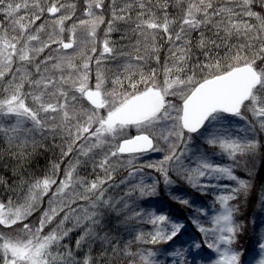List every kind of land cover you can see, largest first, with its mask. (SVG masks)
Here are the masks:
<instances>
[{
  "label": "snow or ice",
  "instance_id": "snow-or-ice-1",
  "mask_svg": "<svg viewBox=\"0 0 264 264\" xmlns=\"http://www.w3.org/2000/svg\"><path fill=\"white\" fill-rule=\"evenodd\" d=\"M256 160L264 167V0H0V168L14 178L0 176V264H159L140 246L171 247L187 222L141 206L159 184L145 168L165 186L175 176L201 195L225 190L210 226L186 189L169 191L194 208L209 264H264V240L251 260L235 247L244 226L231 203L253 186L234 169L251 174Z\"/></svg>",
  "mask_w": 264,
  "mask_h": 264
},
{
  "label": "rangeland",
  "instance_id": "rangeland-1",
  "mask_svg": "<svg viewBox=\"0 0 264 264\" xmlns=\"http://www.w3.org/2000/svg\"><path fill=\"white\" fill-rule=\"evenodd\" d=\"M130 134L135 135L136 134L135 129H131ZM158 158L159 157H157L155 154H150L147 160L142 161V163L152 162ZM216 162L222 165H229L232 163L228 159L226 154H222V155L218 154L216 157ZM242 163H241V167L235 169L236 170L235 174L240 178L247 179L250 173L245 170ZM248 167L252 168V164L250 163V166L248 165ZM258 167H259V163L255 161V167L252 169V173H254L252 175L253 176L252 180L254 181H255L256 172L258 173L257 171ZM123 175L124 174L122 173L121 177H118V179L122 178ZM149 177H152L156 181H159V184L157 186L158 187L157 196L143 198L148 200V204H144L141 206L147 208L148 210H154L156 208H160L163 209L164 211L175 213L183 221L187 222V232L180 237L179 241H177L175 244H172L171 247H169V245L166 244L141 245L140 247L151 249L154 252L159 253L160 256L162 254V257L156 256V259L158 260L159 264H184L183 261H180L179 257H176L171 254L176 250H180L184 253L185 261L187 262V264H193V261L194 264H209L210 255L211 258H214L215 254L212 253V250L206 248V245H204L203 234L197 231L196 226L190 223L189 218L194 215L195 207L203 206L205 209H207V212L205 215L201 216L200 219L205 224V226H210V223L208 222V218L213 214L214 210L218 209L219 207L218 203L215 202V196L217 194L224 193L225 190L223 188H209L205 190L204 195H201L198 192H194L186 184V182L176 178L175 176L173 177L175 184L173 186H165L162 177L160 176L159 173H157L153 169L145 168L144 176H143L144 181L150 183L151 181L148 179ZM215 183L217 182L213 181V184ZM220 183L228 184L229 187L235 186L234 182L228 180H223ZM177 185L180 188L186 189L191 196H194L196 198V204L194 208L184 207L170 198L169 195L170 188H175ZM261 198H264V179L261 182H255L253 188H251L246 195L238 198L236 201L231 202L237 204V206L240 208V212L237 214L238 215L237 222L243 224L244 226V230L238 236L235 247L238 249L247 250L249 253L248 258L250 260L253 255V250H258V244L262 240H264V207L260 205ZM35 219L36 216L33 217V220ZM151 227H152L151 225H147V227L144 230L146 231L151 230ZM0 230H3L2 226H0ZM124 236L128 238L126 240L131 239V237H129L126 234ZM193 239L196 242L201 243L203 247L201 249L195 248L193 246ZM180 241H184L185 243H180ZM239 241H242L241 245ZM197 253H199V255H196ZM252 264H255L254 260L252 261Z\"/></svg>",
  "mask_w": 264,
  "mask_h": 264
},
{
  "label": "trees",
  "instance_id": "trees-1",
  "mask_svg": "<svg viewBox=\"0 0 264 264\" xmlns=\"http://www.w3.org/2000/svg\"><path fill=\"white\" fill-rule=\"evenodd\" d=\"M49 143H51V141H49ZM50 159H53V153L52 152H48L46 155H44V156H41L40 158H39V160H38V164H34L33 165V167H32V170L33 171H35L36 172V174L37 175H40L41 174V169H43L44 167H45V165L47 164V162L50 160ZM258 163H259V167H258V173L256 172V175H255V181L254 180H252L251 182H252V185L254 186V183L255 182H261V181H263V179H264V167H262L261 166V161L260 160H256ZM243 164V163H242ZM249 166H250V163L248 164ZM236 170L234 169V172H235ZM254 173H251V174H249V175H253ZM244 175V174H243ZM0 176H2V177H4V179H6V180H8L10 183H11V181H12V179H14L13 177H12V174H11V169H8L7 171H5V170H3L2 168H0ZM245 176V175H244ZM253 186H252V188H253ZM0 192H2V190H0ZM5 199L7 198V197H4ZM246 227H248V226H246ZM115 230V225L113 226V230H112V235H114V236H117V237H119V238H122L124 241H127L126 239H128V238H126L124 235V232H123V230L121 231V232H116V231H114ZM115 234H114V233ZM75 236H73L72 237V239H71V243L72 244H74V240H75ZM68 242V241H67ZM240 242V245H241V242L242 241H239ZM93 248H94V252H93V255H98V253H99V251H100V245H99V243H97V244H95V245H93ZM86 250V249H85ZM157 257H162V254H161V256H160V254L159 253H157Z\"/></svg>",
  "mask_w": 264,
  "mask_h": 264
}]
</instances>
